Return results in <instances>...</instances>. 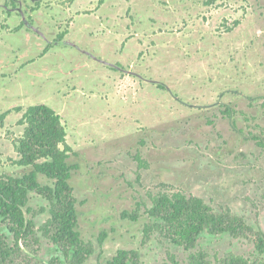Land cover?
<instances>
[{
    "label": "rangeland",
    "instance_id": "1",
    "mask_svg": "<svg viewBox=\"0 0 264 264\" xmlns=\"http://www.w3.org/2000/svg\"><path fill=\"white\" fill-rule=\"evenodd\" d=\"M131 2L41 3L51 23L70 34L84 26L86 19L100 23L103 8L111 9L106 10L104 18H112L116 24L94 28V36L84 47L102 44L107 54L124 50L119 58L125 67L130 64L126 51L132 48L135 58L142 52L140 60L155 57L162 47L186 49L192 64L185 72L192 82L189 103L196 108L175 110L171 115L168 107L158 106L163 97L155 102L157 105L153 102L144 106L146 112L141 109L137 113L134 107H139L146 95L143 83L116 72L99 74L107 83H98L94 93L91 88L73 90L70 81L58 86L55 98L64 101L67 111L96 125L88 127L86 133H79V127L72 129L68 137L72 148L69 163L77 166L71 184L79 230L83 239L95 246L94 255L85 264H107L121 249L137 250L143 264H167L169 255L176 256L180 264H188L189 255L197 251L206 252L211 264H219L231 254L253 261L257 253L246 238L204 233L197 248L188 252L159 234L145 239L143 229L149 222L147 210L152 208V197L182 192L203 199L217 211L230 209L264 233V148L259 144L264 143V0H147L149 5L144 7L140 3L130 6L129 20L140 21L132 30L119 33ZM140 22L146 34L137 28ZM53 51L48 57L61 63L85 60L82 54L64 46ZM169 63L167 60L157 67L163 65L168 73ZM78 98L84 106L77 109L72 100ZM150 109L158 111L155 118ZM22 115L14 112L3 126L0 123L1 175L26 173L16 164L20 157L13 144L24 133L25 127L19 123ZM133 116L138 123L127 124ZM121 121L126 122L122 130L115 126H121ZM137 156L144 167H139ZM41 181L48 183L43 178ZM28 206L31 213L27 218L34 222L39 240L29 249L23 247L29 260L48 264L60 257L62 264H67L64 254L41 231L50 218L48 201L30 193ZM137 211L138 222L122 217L123 212ZM0 233L10 246L14 245L5 225Z\"/></svg>",
    "mask_w": 264,
    "mask_h": 264
},
{
    "label": "trees",
    "instance_id": "2",
    "mask_svg": "<svg viewBox=\"0 0 264 264\" xmlns=\"http://www.w3.org/2000/svg\"><path fill=\"white\" fill-rule=\"evenodd\" d=\"M43 1L0 0V123L3 126L7 117L14 112L23 113L19 123L25 127L24 133L13 144L20 157L16 164L26 170L22 176L16 177L0 174V228L5 225L14 237V245L10 246L7 237L0 233V264H45L38 260H29L30 257L23 251V247L29 249L32 242L39 244L36 226L27 218L31 213L28 206L30 193L48 201L50 218L41 231L64 254L67 264H85L95 253L93 243L85 241L79 230L77 200L71 184L77 166L69 163L72 148L68 144V137L72 129L79 127V133H86L88 127L96 125L86 122V119H79L77 115L67 111L63 100L55 98L61 83L70 81L73 90L82 92L91 88L94 93L98 83L103 86L107 83V79L100 78L99 74L111 71L121 77L137 78L143 83L146 95L139 107H134L137 113L147 104L160 102L162 97L158 106L161 109L168 107L169 115L175 110L196 108L189 103L192 101L189 94L192 91V82L189 78L191 75L187 76L185 71L192 64L188 62L186 49L162 47L155 57L140 60L142 52L135 58L136 50L132 48L126 51L130 64L125 67L119 58L124 50L107 54L103 51L102 44L84 47L87 39L94 36V28H109L116 24L112 18H104L107 15L106 10L111 9L103 8L100 23L86 19L84 26L70 34L68 30L60 32L51 23L45 10L41 9ZM132 1L126 7L127 19L122 20L119 33H126L129 28L132 30L135 22L140 21L139 18L129 20L130 6L137 5L136 3L143 7L149 5L147 0ZM116 13L119 15L120 11L117 10ZM147 23L151 22L144 24ZM153 23L155 24L154 21ZM142 24L143 22L136 24L137 28L142 34H146L147 29ZM57 46L75 50L85 60L61 63L57 59L49 58ZM190 48L193 49V46ZM167 60L170 61L168 73L163 65L161 68L157 67ZM72 105L78 109L84 106V102L78 98L72 100ZM173 105L177 107L170 108ZM147 110L142 109V112ZM151 111L155 118L158 111ZM138 121L133 116L126 122L129 124ZM126 122L121 121V126H115L122 130L126 127ZM259 144L264 148L263 142ZM137 160L139 167H144L140 156H137ZM42 178L48 183L43 184ZM152 204V208L147 210L149 222L143 229L145 239L159 234L190 252L197 248L204 233L213 236L229 234L234 238L250 240L257 256L250 261L231 254L220 260L219 264H264V233L253 229L244 218L235 215L230 209L217 211L203 199L182 192L160 193L152 197ZM122 217L133 222L140 220L138 211L123 212ZM105 238L106 235L100 239L101 244ZM48 264H62V260L55 257ZM107 264L143 263L137 250L121 249ZM167 264L180 262L176 256L169 255ZM188 264L211 262L206 252L197 251L189 255Z\"/></svg>",
    "mask_w": 264,
    "mask_h": 264
}]
</instances>
